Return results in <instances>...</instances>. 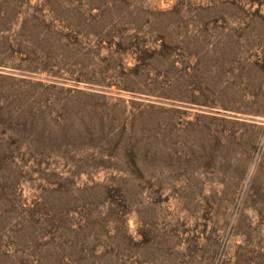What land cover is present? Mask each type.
I'll list each match as a JSON object with an SVG mask.
<instances>
[{
	"label": "rangeland",
	"instance_id": "374dc122",
	"mask_svg": "<svg viewBox=\"0 0 264 264\" xmlns=\"http://www.w3.org/2000/svg\"><path fill=\"white\" fill-rule=\"evenodd\" d=\"M0 264H264V0H0Z\"/></svg>",
	"mask_w": 264,
	"mask_h": 264
}]
</instances>
